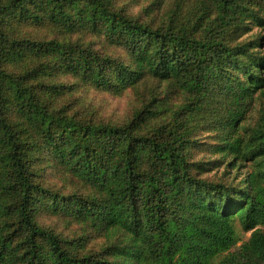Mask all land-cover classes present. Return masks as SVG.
<instances>
[{
	"label": "trees",
	"instance_id": "16d2710c",
	"mask_svg": "<svg viewBox=\"0 0 264 264\" xmlns=\"http://www.w3.org/2000/svg\"><path fill=\"white\" fill-rule=\"evenodd\" d=\"M150 1L147 13L164 16L158 24L109 0H0V264H264V122L241 124L264 95L263 37H245L264 26V0ZM19 21L97 30L130 61L12 35ZM31 54L39 63L30 68ZM45 69L115 91L154 79L151 104L160 84L187 100L152 127L151 106L121 125L92 122L51 105L57 86ZM199 131L211 134L214 153L231 156L227 165L249 161L246 174L201 177L207 167L191 159ZM44 150L94 194L36 181ZM40 210L87 223L106 244L91 250L60 236L37 221ZM239 231L250 236L236 246Z\"/></svg>",
	"mask_w": 264,
	"mask_h": 264
},
{
	"label": "rangeland",
	"instance_id": "374dc122",
	"mask_svg": "<svg viewBox=\"0 0 264 264\" xmlns=\"http://www.w3.org/2000/svg\"><path fill=\"white\" fill-rule=\"evenodd\" d=\"M111 7L116 10H121L128 16L136 18L141 22H151L154 24L160 23L164 16L157 10L147 13V7L150 5V0H109ZM12 35L19 37H27L31 40L48 41L50 39L69 40V42H76L87 46L92 50L102 54L115 57L124 63L130 61L128 50L115 42L109 40L103 33L85 28H73L68 30L58 24L49 23L45 25H38L33 22H13L10 27ZM256 35L262 36L264 41V26L252 24L251 30L245 37L254 38ZM39 58H35L31 54L25 59L23 64H29L33 67L39 63ZM46 80L48 83L56 85V93L54 96V103H51L55 108H62L68 115L90 120L92 122H103L112 124H124L128 122L137 111L144 110L145 106L157 111V114H151L150 124L152 127L156 124L169 121L175 111L177 112L187 100L185 93L179 92L174 94L167 90L163 84H160L158 92L160 98L156 105L151 104L150 86L158 84L156 80H144L141 84L135 87H126L122 91H115L110 88L105 89L95 86L92 82L81 75L75 74L71 71H55L45 69ZM34 80H31V83ZM37 88V87H36ZM42 95L43 90L37 88ZM264 95H260L254 100L250 110L246 114V119L241 124L253 126L260 121L264 122ZM210 133L199 131L194 137L196 139L195 147L192 150V161L207 167L208 170L201 173V177L209 178L213 181H230L243 177L250 169V162H237L233 160L234 164H240L241 167H232L227 165L231 161V156L227 154L214 153L211 150L214 147L213 137ZM51 156L49 152L43 151L41 159L33 161V168L35 172V180L52 190L68 194L72 192L80 193L84 196L94 194V189L83 179L74 175L72 172H67L50 161ZM210 161H215L214 164H209ZM213 163V162H212ZM237 181V180H235ZM37 221L45 226L55 230L60 236L67 239L81 240L86 249L101 250L106 244L104 238L101 237L91 226L87 223L81 222L75 218L64 216L62 214L46 213L40 210ZM237 224V223H236ZM238 231V226L236 225ZM250 236V232H240L237 237L236 246L241 245ZM224 254L216 260H220Z\"/></svg>",
	"mask_w": 264,
	"mask_h": 264
}]
</instances>
